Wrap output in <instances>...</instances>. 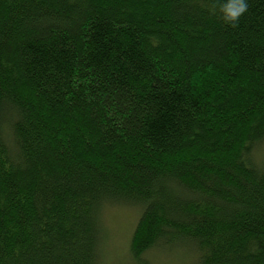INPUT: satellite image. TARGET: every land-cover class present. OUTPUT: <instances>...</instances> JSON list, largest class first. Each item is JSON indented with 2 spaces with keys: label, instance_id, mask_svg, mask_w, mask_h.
Masks as SVG:
<instances>
[{
  "label": "trees",
  "instance_id": "trees-1",
  "mask_svg": "<svg viewBox=\"0 0 264 264\" xmlns=\"http://www.w3.org/2000/svg\"><path fill=\"white\" fill-rule=\"evenodd\" d=\"M0 0V264H264V0Z\"/></svg>",
  "mask_w": 264,
  "mask_h": 264
},
{
  "label": "rangeland",
  "instance_id": "rangeland-1",
  "mask_svg": "<svg viewBox=\"0 0 264 264\" xmlns=\"http://www.w3.org/2000/svg\"><path fill=\"white\" fill-rule=\"evenodd\" d=\"M256 161H264V143ZM139 211L136 208L108 207L103 213L104 244L99 264H142L132 260L129 244ZM143 264H197L187 247L154 248L143 256Z\"/></svg>",
  "mask_w": 264,
  "mask_h": 264
},
{
  "label": "clouds",
  "instance_id": "clouds-1",
  "mask_svg": "<svg viewBox=\"0 0 264 264\" xmlns=\"http://www.w3.org/2000/svg\"><path fill=\"white\" fill-rule=\"evenodd\" d=\"M245 0H222L219 4V15L226 25H234L246 11Z\"/></svg>",
  "mask_w": 264,
  "mask_h": 264
}]
</instances>
